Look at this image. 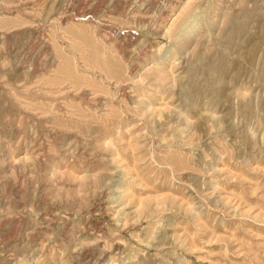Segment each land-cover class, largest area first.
Returning a JSON list of instances; mask_svg holds the SVG:
<instances>
[{"label":"rangeland","instance_id":"374dc122","mask_svg":"<svg viewBox=\"0 0 264 264\" xmlns=\"http://www.w3.org/2000/svg\"><path fill=\"white\" fill-rule=\"evenodd\" d=\"M0 264H264V0H0Z\"/></svg>","mask_w":264,"mask_h":264}]
</instances>
